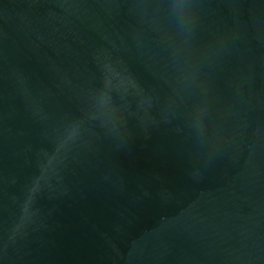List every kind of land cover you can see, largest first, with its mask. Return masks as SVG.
Instances as JSON below:
<instances>
[{
  "label": "water",
  "instance_id": "95a60500",
  "mask_svg": "<svg viewBox=\"0 0 264 264\" xmlns=\"http://www.w3.org/2000/svg\"><path fill=\"white\" fill-rule=\"evenodd\" d=\"M0 264H264V0H0Z\"/></svg>",
  "mask_w": 264,
  "mask_h": 264
}]
</instances>
